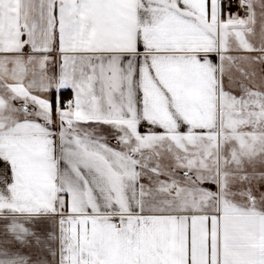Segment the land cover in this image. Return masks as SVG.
Here are the masks:
<instances>
[{
    "label": "snow or ice",
    "instance_id": "1",
    "mask_svg": "<svg viewBox=\"0 0 264 264\" xmlns=\"http://www.w3.org/2000/svg\"><path fill=\"white\" fill-rule=\"evenodd\" d=\"M0 264H264V0H0Z\"/></svg>",
    "mask_w": 264,
    "mask_h": 264
}]
</instances>
